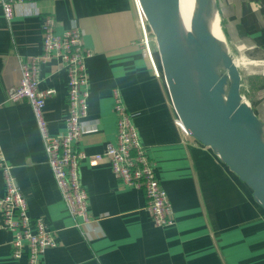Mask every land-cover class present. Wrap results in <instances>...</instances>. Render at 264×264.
<instances>
[{
    "label": "crops",
    "instance_id": "obj_1",
    "mask_svg": "<svg viewBox=\"0 0 264 264\" xmlns=\"http://www.w3.org/2000/svg\"><path fill=\"white\" fill-rule=\"evenodd\" d=\"M136 1L37 0L41 13L55 17L57 34L75 24L92 52L86 62L89 109L78 150L96 156L115 141L118 92L171 200L175 221L165 227L153 223L142 191L121 184L107 160L88 158L80 162V176L88 191L90 221L76 227L48 165L31 106L26 100H7V90L20 82L21 60L42 54L41 19L18 12L8 22L0 4V143L29 215L43 217L56 230L58 245L45 251L43 261L264 264V209L209 148L182 134L164 77L143 54ZM217 1L221 13L233 10L234 48L246 51L264 70V0ZM257 77L253 90L249 78ZM68 83L62 61L50 56L39 88L54 90L44 109L52 136L66 132ZM243 83L264 122V73L248 74ZM5 194L0 170V198ZM1 224L0 210V264H20L11 256L14 233Z\"/></svg>",
    "mask_w": 264,
    "mask_h": 264
},
{
    "label": "built area",
    "instance_id": "obj_2",
    "mask_svg": "<svg viewBox=\"0 0 264 264\" xmlns=\"http://www.w3.org/2000/svg\"><path fill=\"white\" fill-rule=\"evenodd\" d=\"M0 4L8 22L18 12L24 16L36 15L41 19L42 54L21 60L20 82L7 90V100L13 103L26 100L31 106L48 165L69 214L76 220V227L90 221L88 191L80 176V162L87 158L94 163L107 160L121 184L142 191L146 209L157 227L173 224L175 220L171 200L157 177L155 162L141 141L132 116L118 92L115 93L113 106L117 121L115 141L108 143L104 153L96 156H88L78 150L89 109L90 81L86 62L92 53L83 43L82 31L74 24L64 34H57L55 17L41 13L37 0H0ZM136 8L142 31L143 54L160 75L150 35L137 1ZM52 55L60 58L69 80L66 132L58 136L49 133L44 115L46 101L54 94V90L39 88L42 66ZM176 122L183 134L182 123L178 119ZM0 170L6 186V194L0 198L1 227L14 233L10 242L11 256L21 261L20 264H45V251L58 245L56 230L48 226L43 217L32 218L29 215L27 199L16 183L1 143Z\"/></svg>",
    "mask_w": 264,
    "mask_h": 264
},
{
    "label": "water",
    "instance_id": "obj_3",
    "mask_svg": "<svg viewBox=\"0 0 264 264\" xmlns=\"http://www.w3.org/2000/svg\"><path fill=\"white\" fill-rule=\"evenodd\" d=\"M137 3L184 137L209 148L264 209V122L230 57L218 1L199 0L189 22L182 0Z\"/></svg>",
    "mask_w": 264,
    "mask_h": 264
},
{
    "label": "rangeland",
    "instance_id": "obj_4",
    "mask_svg": "<svg viewBox=\"0 0 264 264\" xmlns=\"http://www.w3.org/2000/svg\"><path fill=\"white\" fill-rule=\"evenodd\" d=\"M232 11L233 10H230L229 13H221V19L223 23L222 26L224 28L228 41L231 45V46L229 45L230 53L234 57L235 64L237 63L236 62L237 58H241V57L245 58V61H246L245 66H241L239 70H240L243 80H246V77L248 74L259 75V74L264 73V70L262 69L263 67H261V64H259V62H254L255 59L250 58L249 54L247 55L246 51H244L243 53L242 50L239 51L234 48V13ZM256 79H259V78L258 77L249 78V83L253 90H254L253 81Z\"/></svg>",
    "mask_w": 264,
    "mask_h": 264
},
{
    "label": "bare ground",
    "instance_id": "obj_5",
    "mask_svg": "<svg viewBox=\"0 0 264 264\" xmlns=\"http://www.w3.org/2000/svg\"><path fill=\"white\" fill-rule=\"evenodd\" d=\"M199 6H200L199 5V0H182V11L184 13V17H185L186 21L189 22V18H190V16H191L192 13L193 14H196V13L199 12ZM229 54H230L231 59L234 62V57L230 53V48H229ZM236 62H237L236 65H237L238 69L241 66H245V63H246L244 57L237 58Z\"/></svg>",
    "mask_w": 264,
    "mask_h": 264
}]
</instances>
